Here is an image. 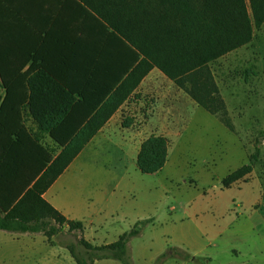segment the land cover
I'll return each instance as SVG.
<instances>
[{
  "label": "rangeland",
  "instance_id": "rangeland-1",
  "mask_svg": "<svg viewBox=\"0 0 264 264\" xmlns=\"http://www.w3.org/2000/svg\"><path fill=\"white\" fill-rule=\"evenodd\" d=\"M162 55L158 60L176 79L154 66L131 93L122 121L134 131L136 142L152 135L166 139L163 168L143 173L137 153L103 146L91 153L82 171L90 178L119 181L122 188L127 184L131 219L152 218L129 241L134 262V251L142 253L143 264L169 251L160 264H184L180 261L187 253L176 248L204 243L214 258L199 264H264V23L254 28L249 42L197 67L167 52ZM248 163L250 173L223 185L228 174ZM126 225H112L96 234V241H115L129 230ZM80 236L65 226L50 239L59 245L56 264H77L60 245L80 249ZM43 238L27 246L25 256L0 264H34L30 254L45 250ZM100 264L121 262L109 258Z\"/></svg>",
  "mask_w": 264,
  "mask_h": 264
},
{
  "label": "crops",
  "instance_id": "crops-1",
  "mask_svg": "<svg viewBox=\"0 0 264 264\" xmlns=\"http://www.w3.org/2000/svg\"><path fill=\"white\" fill-rule=\"evenodd\" d=\"M0 57L4 72L17 71L21 75L15 84L13 81L9 84L14 91L8 101L17 106V121L53 158L75 136L82 133L91 136L43 197L67 218L82 222L84 229L80 234L94 245L111 243H99L96 234L108 232L116 223L127 224L129 228L118 238L132 229L137 233L130 239L139 236L152 218L131 219L133 211L126 209L127 184L122 188L119 181L90 178L82 171L94 150L109 146L122 154L132 151L138 154L142 142L149 137L136 142L134 131L123 124V109L131 94L108 117L102 109L122 84L123 76L125 79L132 70L127 69L132 54L123 46L120 35L84 0H0ZM7 88L4 82L0 83L1 100ZM93 120L102 123L94 124L92 133L87 122ZM53 136L70 139L63 143ZM260 219L264 224V218ZM40 235L0 229V261L4 263L19 254L25 256L26 247H33L37 237H44L45 250L30 255L34 264H56L55 259L61 255L59 245ZM60 247L69 251L64 245ZM176 249L187 253V259L180 261L184 264L210 263L214 258L204 243ZM134 252L135 263L143 264L142 253ZM167 252L154 254L148 264ZM93 264H100V260Z\"/></svg>",
  "mask_w": 264,
  "mask_h": 264
},
{
  "label": "trees",
  "instance_id": "trees-1",
  "mask_svg": "<svg viewBox=\"0 0 264 264\" xmlns=\"http://www.w3.org/2000/svg\"><path fill=\"white\" fill-rule=\"evenodd\" d=\"M84 1L120 35L123 46L132 54L127 68L132 70L125 79L123 76L122 84L102 107L106 117L129 97L154 66L176 79V74L158 60L163 56L162 52L197 67L249 42L254 28L264 23V0ZM27 59L21 62L20 69ZM25 75L23 72L22 76ZM20 77L17 71L4 72L0 57V83L8 85L5 98L1 100L0 96V229L42 233L49 240L65 226L70 231L82 233L83 223L67 218L43 197V193L91 136L83 133L75 136L53 158L52 153L21 126V121H17V106L8 101L14 91L9 84L11 81L15 84ZM101 123L89 121L87 127L92 128L90 132L93 133L92 126ZM53 137L63 143L70 139ZM166 156V139L149 136L137 154L138 168L143 173L157 172L165 165ZM252 169L251 163L241 166L223 179V185L228 186L243 178ZM136 233L137 230L132 229L117 240L101 245H94L81 235L80 249L75 244L66 247L77 264H93L95 260L109 258L119 260L121 264H135L129 240ZM169 254H161L153 264H160Z\"/></svg>",
  "mask_w": 264,
  "mask_h": 264
}]
</instances>
